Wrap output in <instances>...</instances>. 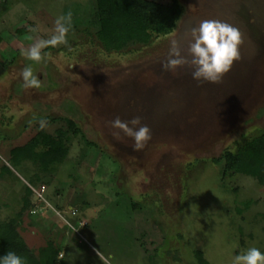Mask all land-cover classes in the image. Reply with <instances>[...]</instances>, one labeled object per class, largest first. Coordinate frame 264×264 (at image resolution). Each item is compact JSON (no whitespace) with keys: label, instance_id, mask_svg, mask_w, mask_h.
Segmentation results:
<instances>
[{"label":"rangeland","instance_id":"obj_1","mask_svg":"<svg viewBox=\"0 0 264 264\" xmlns=\"http://www.w3.org/2000/svg\"><path fill=\"white\" fill-rule=\"evenodd\" d=\"M178 1L171 34L108 53L95 0H0V221L18 220L36 255L49 242L62 248L60 264H200L198 251L232 264L250 247L264 252V185L214 163L264 136V0ZM68 13L65 42L41 48L39 61L22 55ZM203 20L241 32V59L219 83L194 80L187 65L162 68L171 41L186 53V31ZM27 66L39 88L22 86ZM117 117L151 129L142 150L111 126ZM67 119L81 132L69 133L64 162L47 171L10 162L40 132L68 130Z\"/></svg>","mask_w":264,"mask_h":264},{"label":"trees","instance_id":"obj_2","mask_svg":"<svg viewBox=\"0 0 264 264\" xmlns=\"http://www.w3.org/2000/svg\"><path fill=\"white\" fill-rule=\"evenodd\" d=\"M97 39L108 53L122 52L131 46L148 45L153 37L169 35L177 27L181 17L178 0L171 5H162L148 0H95ZM68 130H58L55 136L40 132L28 144L11 151L10 162L20 166L25 162L38 163L43 171L66 160L70 141L69 133L81 132L77 123L67 119ZM94 145L93 142H88ZM224 162V174H243L258 180L264 185V136L248 141L236 153L226 152L215 164ZM4 171L11 173L8 166ZM34 191L27 188L23 211L32 206ZM23 212L18 214V219ZM20 222L16 219L0 221V256L9 251L16 252L26 260V264H58L62 248L49 242L39 255L31 250L18 232ZM200 264H208L201 252H196Z\"/></svg>","mask_w":264,"mask_h":264},{"label":"clouds","instance_id":"obj_3","mask_svg":"<svg viewBox=\"0 0 264 264\" xmlns=\"http://www.w3.org/2000/svg\"><path fill=\"white\" fill-rule=\"evenodd\" d=\"M71 13L59 17L56 22V35L46 41H40L26 50L22 55L32 61L41 59V48L57 43L65 42L66 33L69 31ZM187 37V49L181 48L179 41L172 40L166 62L162 64L164 71L175 72L185 65L192 67V78L196 81L219 83L228 73L234 62L241 59L240 45L242 43L241 32L238 28L220 20H203L196 27H192L185 33ZM24 88H39L40 80L33 74L31 66L22 71ZM111 126L121 129L135 141V151L142 150L151 140V129L147 125H141L139 117L129 122L122 121L119 117L111 121ZM131 125V126H130ZM43 127V122H41ZM138 126V127H137ZM0 264H26L24 257L16 252L9 251L0 256ZM232 264H264V252L257 247H250L241 254L236 255Z\"/></svg>","mask_w":264,"mask_h":264},{"label":"built area","instance_id":"obj_4","mask_svg":"<svg viewBox=\"0 0 264 264\" xmlns=\"http://www.w3.org/2000/svg\"><path fill=\"white\" fill-rule=\"evenodd\" d=\"M72 213H73V215H76V212L73 210H72ZM81 224L84 226V225H86V222L83 220V221H81Z\"/></svg>","mask_w":264,"mask_h":264},{"label":"crops","instance_id":"obj_5","mask_svg":"<svg viewBox=\"0 0 264 264\" xmlns=\"http://www.w3.org/2000/svg\"><path fill=\"white\" fill-rule=\"evenodd\" d=\"M61 255H62V252H61ZM60 259H61V257H60ZM58 264H60V261H59V263Z\"/></svg>","mask_w":264,"mask_h":264}]
</instances>
